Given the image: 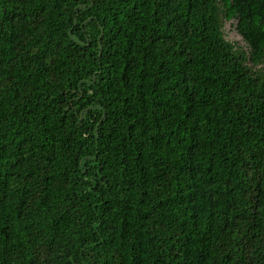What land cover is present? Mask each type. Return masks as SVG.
I'll list each match as a JSON object with an SVG mask.
<instances>
[{
  "label": "trees",
  "instance_id": "16d2710c",
  "mask_svg": "<svg viewBox=\"0 0 264 264\" xmlns=\"http://www.w3.org/2000/svg\"><path fill=\"white\" fill-rule=\"evenodd\" d=\"M0 264H264V0H0Z\"/></svg>",
  "mask_w": 264,
  "mask_h": 264
},
{
  "label": "rangeland",
  "instance_id": "374dc122",
  "mask_svg": "<svg viewBox=\"0 0 264 264\" xmlns=\"http://www.w3.org/2000/svg\"><path fill=\"white\" fill-rule=\"evenodd\" d=\"M226 31L228 33V38L232 41H241V35L236 31L235 28H233V26L229 23L226 24L225 26Z\"/></svg>",
  "mask_w": 264,
  "mask_h": 264
},
{
  "label": "water",
  "instance_id": "95a60500",
  "mask_svg": "<svg viewBox=\"0 0 264 264\" xmlns=\"http://www.w3.org/2000/svg\"><path fill=\"white\" fill-rule=\"evenodd\" d=\"M242 38V37H241Z\"/></svg>",
  "mask_w": 264,
  "mask_h": 264
}]
</instances>
